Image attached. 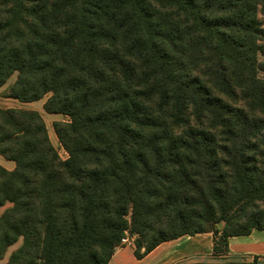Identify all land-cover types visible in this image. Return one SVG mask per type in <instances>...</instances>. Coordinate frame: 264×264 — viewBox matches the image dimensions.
Listing matches in <instances>:
<instances>
[{
	"label": "trees",
	"instance_id": "obj_1",
	"mask_svg": "<svg viewBox=\"0 0 264 264\" xmlns=\"http://www.w3.org/2000/svg\"><path fill=\"white\" fill-rule=\"evenodd\" d=\"M264 0H0V259L108 264L264 229ZM130 215V217H129ZM143 250V251H142ZM142 251V252H141Z\"/></svg>",
	"mask_w": 264,
	"mask_h": 264
},
{
	"label": "crops",
	"instance_id": "obj_2",
	"mask_svg": "<svg viewBox=\"0 0 264 264\" xmlns=\"http://www.w3.org/2000/svg\"><path fill=\"white\" fill-rule=\"evenodd\" d=\"M177 239L163 242L150 253L137 259L132 250L122 247L115 251L108 264H198L203 260V254L211 255L213 247L212 233L186 235ZM202 238L207 242L202 250L195 244V239ZM230 261L241 258L246 264H264V229H254L249 235L228 238V249L222 256Z\"/></svg>",
	"mask_w": 264,
	"mask_h": 264
},
{
	"label": "rangeland",
	"instance_id": "obj_3",
	"mask_svg": "<svg viewBox=\"0 0 264 264\" xmlns=\"http://www.w3.org/2000/svg\"><path fill=\"white\" fill-rule=\"evenodd\" d=\"M261 20L263 21V27H264V17H262ZM263 43H264V41H263ZM260 59L262 61H264V55H261ZM258 75L264 79V71H259ZM15 80H16V73L12 74L8 78L6 83L0 87V108H2V109L17 108V109H22V110H36V111H38L39 114L43 118V121L45 123L46 129L48 132V136H49V139H50L52 145L54 146L55 150L57 151L59 157L62 160H65L68 157V154L59 144V142L55 136L52 125L55 121H66L68 118L64 115H61V114H49V113L45 112V110L43 109V104L50 97V93L46 94L41 99H39L37 101H32V102H21V101H18L16 99H12V98L7 97L8 88L13 84V82ZM0 165H2L7 170H12L15 166L12 161L6 160L1 156H0ZM9 206H11V203H6V204H4V206L0 207V215ZM129 217H130V215H129ZM185 237H188V236H185ZM136 238H137V236L135 234H132L130 231H128L126 233L125 239H123L119 243V245L115 248L114 252L121 249L122 247H128L132 250V252H134L135 245H136ZM194 242L196 245H198V248L200 247V249H202V250L206 249L207 242L204 239L199 237V238L195 239ZM21 243H22V239L19 238L14 244L9 246L6 249L4 256L0 259V264H7V261H8V258L10 256L11 252L13 250H15L18 246H20ZM212 256H213V252L211 253V255H209L208 253L203 254V260L199 261L198 264H246V263L242 262L241 258H236V259L230 261L229 259H226L224 257L218 259V258H215ZM250 264H251V262H250Z\"/></svg>",
	"mask_w": 264,
	"mask_h": 264
}]
</instances>
